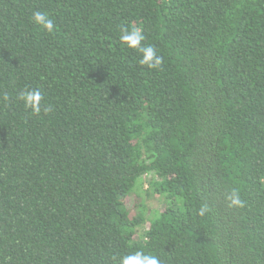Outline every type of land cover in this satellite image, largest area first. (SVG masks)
Listing matches in <instances>:
<instances>
[{
	"label": "trees",
	"instance_id": "obj_1",
	"mask_svg": "<svg viewBox=\"0 0 264 264\" xmlns=\"http://www.w3.org/2000/svg\"><path fill=\"white\" fill-rule=\"evenodd\" d=\"M136 251L264 264V0H0V264Z\"/></svg>",
	"mask_w": 264,
	"mask_h": 264
},
{
	"label": "clouds",
	"instance_id": "obj_2",
	"mask_svg": "<svg viewBox=\"0 0 264 264\" xmlns=\"http://www.w3.org/2000/svg\"><path fill=\"white\" fill-rule=\"evenodd\" d=\"M32 21L48 32L54 30V22L46 12L39 10L33 12ZM144 39L145 37L139 28L123 29L120 35V41L124 46L136 49L142 54L139 59L141 65L155 69L163 63V58L157 55V49L153 45H142ZM3 99L8 100L7 94L3 96ZM19 99L24 102L26 108L32 110L33 114L38 115L40 113L43 96L39 90H25ZM231 203L235 206L243 205V201L240 199L238 192L233 193ZM207 211V206H202L198 214L203 216ZM119 264H161V261L155 255H145L142 251H136L134 254L122 256Z\"/></svg>",
	"mask_w": 264,
	"mask_h": 264
},
{
	"label": "rangeland",
	"instance_id": "obj_3",
	"mask_svg": "<svg viewBox=\"0 0 264 264\" xmlns=\"http://www.w3.org/2000/svg\"><path fill=\"white\" fill-rule=\"evenodd\" d=\"M145 187H147L145 185ZM146 202H147V206L150 209V211H156V210H160L163 208V206L166 204V202L160 198L158 195L150 193L149 195L146 196ZM140 231H143L142 229H140Z\"/></svg>",
	"mask_w": 264,
	"mask_h": 264
}]
</instances>
